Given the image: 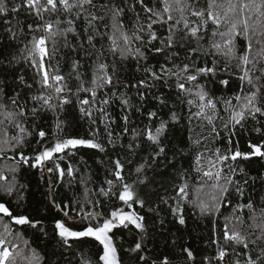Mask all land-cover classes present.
Listing matches in <instances>:
<instances>
[{
	"label": "snow or ice",
	"instance_id": "1",
	"mask_svg": "<svg viewBox=\"0 0 264 264\" xmlns=\"http://www.w3.org/2000/svg\"><path fill=\"white\" fill-rule=\"evenodd\" d=\"M0 264H264V0H0Z\"/></svg>",
	"mask_w": 264,
	"mask_h": 264
},
{
	"label": "trees",
	"instance_id": "2",
	"mask_svg": "<svg viewBox=\"0 0 264 264\" xmlns=\"http://www.w3.org/2000/svg\"><path fill=\"white\" fill-rule=\"evenodd\" d=\"M67 69L65 68V71ZM31 75V73H29V76ZM233 87H235V85H233ZM229 93H231L232 88L227 90ZM217 94H220V92L218 91ZM245 139H247V137H245ZM252 171L255 174L257 169H261V165L256 162L253 161L252 165H251ZM38 178L36 180V182L33 183L32 185V193H35V195H29L28 199H29V203L34 202L35 200H39L41 199V197L39 196V192L43 190V188L41 189H37L36 187V183H38ZM205 225L201 224L199 227L195 226L194 224L191 223L190 221V231L192 233L191 236V243L193 244L194 247H199L201 245L202 240L207 236V233L205 231H203ZM39 247H43V245H39Z\"/></svg>",
	"mask_w": 264,
	"mask_h": 264
}]
</instances>
